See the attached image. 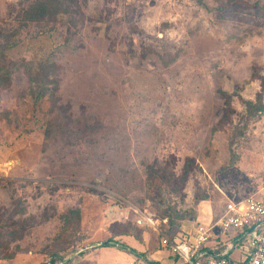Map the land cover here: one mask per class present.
I'll return each instance as SVG.
<instances>
[{
    "label": "rangeland",
    "instance_id": "1",
    "mask_svg": "<svg viewBox=\"0 0 264 264\" xmlns=\"http://www.w3.org/2000/svg\"><path fill=\"white\" fill-rule=\"evenodd\" d=\"M35 1L0 0V24L19 27L18 13ZM66 2L78 3L74 23L66 15L30 22L8 51L0 264L52 255L70 263L95 246L82 264L119 256L127 264L129 250L99 245L134 238L157 248L161 239L132 223L130 205L182 239L217 222L226 202L264 197V109L243 124L245 101L264 105V0ZM46 59L56 104L48 96L35 105L28 65ZM221 92L230 97L226 119ZM60 112L67 122L56 123ZM215 228L207 248L243 235ZM247 251L243 237L228 256L237 262Z\"/></svg>",
    "mask_w": 264,
    "mask_h": 264
},
{
    "label": "built area",
    "instance_id": "2",
    "mask_svg": "<svg viewBox=\"0 0 264 264\" xmlns=\"http://www.w3.org/2000/svg\"><path fill=\"white\" fill-rule=\"evenodd\" d=\"M129 209L133 214L132 223L141 228H150L161 235V246L177 257L182 264H239V260L231 262L224 257L234 248V244L229 240L228 245L220 253H214L217 249L210 248L213 253L202 249L213 237V230L218 226L225 231L231 229L243 231V235L238 239L246 237L248 251L245 258L240 259V261L245 259L243 264H264V197H248L226 202L217 222L209 227L199 224L182 239L162 233L160 230L162 221L166 223L167 220H159L155 214L133 205H130ZM117 211L114 207L109 209L110 215L116 214ZM124 217L128 219L127 215ZM127 264L147 263L131 260Z\"/></svg>",
    "mask_w": 264,
    "mask_h": 264
},
{
    "label": "trees",
    "instance_id": "3",
    "mask_svg": "<svg viewBox=\"0 0 264 264\" xmlns=\"http://www.w3.org/2000/svg\"><path fill=\"white\" fill-rule=\"evenodd\" d=\"M61 15L69 16L74 23L75 15H81V11L78 8V3L71 2V4H68L66 0H37L35 1V3L31 4L27 9H25L23 14H20V12L18 13L17 20H20L19 27L8 28L0 24V88H2L10 80L11 70L7 58L8 51L11 50L14 46H16L17 43L15 40L21 34L22 27L26 26L30 22L38 23L50 17L57 18ZM54 65L55 64L53 61H49L47 59L40 61L36 64L28 65L29 79L33 88L31 89L30 93L33 97L35 105L42 103V101L48 96H50L48 97V99H52L53 104H56L55 99L53 98V96L50 95L51 91L49 90V84L55 82L52 78H50V73L53 71ZM221 93L225 99L226 116L224 117V119H226L230 114V104H229L230 97L224 92ZM258 99L256 101H252V100L245 101L246 111H245V115L243 116L244 125H246L249 121L253 120V118H255L257 114L263 111L264 105L262 104L261 99L259 100ZM8 114H9L8 112L0 111V119L1 118L6 119ZM54 120L56 121V123L60 122L61 120L67 122L68 118L65 116L64 112H60V114L56 116ZM236 136H237L236 132H233L231 142L234 141V138ZM189 162L192 163L190 160H188V163ZM187 174L188 172L186 171L182 175L181 177L182 181L186 180ZM160 178L167 179L164 176V174L160 175ZM68 215L63 216L64 224L69 223ZM125 225H132V224L126 223ZM132 226L134 227V225ZM232 243L234 244V247H236L238 246V243H240V240L234 239ZM105 245H116L120 248L128 249L126 245L116 241L115 239H109L105 241L102 244V246ZM202 249L204 251H207L208 253H213L209 248L205 246ZM221 251L222 249L220 250L217 249L214 253H220ZM229 252L225 254L224 257L230 260L231 262H233V260L230 259L228 256ZM63 260L64 259L59 257L58 255H52V258H50V260L44 264H61ZM244 262L245 259L243 261H240L239 259V264H243ZM64 264H67V262H65ZM148 264H155V263L148 262Z\"/></svg>",
    "mask_w": 264,
    "mask_h": 264
},
{
    "label": "crops",
    "instance_id": "4",
    "mask_svg": "<svg viewBox=\"0 0 264 264\" xmlns=\"http://www.w3.org/2000/svg\"><path fill=\"white\" fill-rule=\"evenodd\" d=\"M194 230V229H193ZM118 241V239H116ZM118 242L126 245L128 247L129 253L132 255V259L130 260H138L140 262H154L155 264H177L176 260H179L177 257L173 256L170 252L167 250H164L161 244L158 245L157 248H150L147 247V245L139 244L134 238H124L123 240H119ZM100 244L99 246H101ZM113 247H118L116 245H109ZM114 249V248H110ZM210 249V248H209ZM111 251V250H110ZM108 251L107 253H111ZM99 248H96V246L93 249H90L89 251L85 252L82 256L78 257L77 259L73 260L70 263L67 264H82L84 260L89 261L90 257L93 256V254L98 253ZM112 253H115L119 256V253L121 255V252H116L112 250ZM123 255V254H122ZM121 257V256H119ZM119 257H114V259L108 258L106 261L110 264H114L112 262H115V264L118 263ZM129 260V261H130ZM128 261V262H129ZM98 262H102L100 258H97L94 264H98ZM180 264L182 262L179 260Z\"/></svg>",
    "mask_w": 264,
    "mask_h": 264
}]
</instances>
